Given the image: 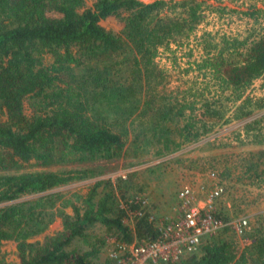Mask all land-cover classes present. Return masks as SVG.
<instances>
[{
	"label": "trees",
	"instance_id": "obj_1",
	"mask_svg": "<svg viewBox=\"0 0 264 264\" xmlns=\"http://www.w3.org/2000/svg\"><path fill=\"white\" fill-rule=\"evenodd\" d=\"M202 4L95 0L88 7L85 0H0V264H119L100 257L107 237L132 243L160 235L150 212L134 224L124 221L119 195L137 194L135 174L97 180L72 196L53 189L99 176L103 161L138 158L152 148L157 157L179 150L185 140L212 130L205 118L230 122L264 108V97L245 95L264 76V36L253 33L202 35L204 52L186 72L198 71L202 80L210 75L215 91L208 81L183 89L182 99L160 89L165 70L155 60L158 49L192 37L204 18ZM51 11L60 16H49ZM244 13L264 18V8ZM111 16L124 22L122 31L100 23ZM252 119L245 132L264 144V116ZM263 147L234 165L264 186ZM215 161L209 166H218ZM227 170L223 176L229 178L232 166ZM27 195L37 196L21 199ZM231 211L222 206L217 215L229 222L230 213L243 209ZM56 218L60 230L31 240ZM236 234L225 225L204 236L199 251L172 264H264V216L246 232L250 244L243 246ZM9 240L16 242L18 262L2 253Z\"/></svg>",
	"mask_w": 264,
	"mask_h": 264
},
{
	"label": "rangeland",
	"instance_id": "obj_2",
	"mask_svg": "<svg viewBox=\"0 0 264 264\" xmlns=\"http://www.w3.org/2000/svg\"><path fill=\"white\" fill-rule=\"evenodd\" d=\"M94 1L85 0V6H92ZM198 1L203 2L204 18L192 37L190 39L183 38L181 45L174 42L170 44L169 48L159 47L155 58L159 67L165 70V78L160 89L163 93L171 95L172 98L178 95L179 99H182L181 91L186 87L203 86L208 82L210 84L207 88L215 91L216 85L209 81L210 75L202 80V73L199 74L198 71L186 72L192 61L199 60L204 52L201 39L205 32H212L215 35L227 34L240 38H245L251 33L257 39L264 36V18L256 19L244 13L247 10L253 11L255 7L264 8V0ZM47 14L54 17L60 16V13L55 11L47 12ZM100 23L107 29H113L117 32L122 31L125 27L124 22L114 16L102 19ZM47 60L50 59L47 58ZM245 95H250L253 98L264 97V76L256 79L251 87L246 90ZM233 110L234 107H231L227 116H231ZM29 111L27 108V112ZM261 116H264V108L255 111L248 118L230 122H226L224 119L214 121L205 118L208 119L207 123L211 125L212 130L200 138L185 140L179 150L167 151L165 155L157 157L154 155L155 148H152L148 152L143 151L144 154L138 158L123 157L115 164L103 161V172L99 176L77 180L56 187L53 191L68 192L67 196H72V193L76 191L87 192L97 180L111 179L116 181L119 177L124 178L135 174L137 194H141L148 200L147 212L156 218H172L175 215L174 208L178 204V194L182 188L189 186L194 190V193L198 191V196L204 198L205 190L200 192V185L206 183L208 187H211L221 180L226 186V192L219 199L218 208L221 210L222 206L231 207L233 211L234 208L240 207L243 211L238 216H231L230 213L231 219L242 215L247 216L254 228L264 216V186L256 178H250L247 173H244L243 167H236L234 163L240 164L241 159L264 146V144L252 142V135L248 136L245 132L246 123L253 120L252 118H260ZM237 137L242 139L238 140ZM214 160H216L215 163L220 161L219 165L209 166V161ZM229 166H232V174L228 178L223 176V173ZM211 171H215V176L208 175ZM35 196L37 195H27L21 199H30ZM119 197L122 205V201H126V199L121 198L120 195ZM66 210L72 213L71 207H67ZM134 222L128 221V224ZM61 228V219L56 218L45 232L31 240L39 239L42 241L46 234H53ZM94 230L96 233L102 232L99 227L94 228ZM236 239L241 242L238 235ZM242 245L244 244L242 243ZM107 248L108 246L105 244L101 251V259L108 257ZM16 252L15 241L9 240L4 243L2 253L7 261L18 262Z\"/></svg>",
	"mask_w": 264,
	"mask_h": 264
},
{
	"label": "built area",
	"instance_id": "obj_3",
	"mask_svg": "<svg viewBox=\"0 0 264 264\" xmlns=\"http://www.w3.org/2000/svg\"><path fill=\"white\" fill-rule=\"evenodd\" d=\"M208 175L215 176V171ZM200 186V192L205 190L204 198L198 196V191L194 193L189 186L181 189L172 218L149 215V220L160 230L156 240L136 239L132 243H122L109 236L106 240L108 256L119 264H172L187 254L199 251L204 236L221 231L225 225L237 233L241 243L250 244L252 239L246 235L252 228L248 217L224 222L217 215L218 201L226 192L224 182L220 180L211 187L206 183ZM131 202L139 204V209H131ZM147 205L148 200L141 194L123 200L121 206L126 208L124 221L128 223L139 219L147 212Z\"/></svg>",
	"mask_w": 264,
	"mask_h": 264
}]
</instances>
